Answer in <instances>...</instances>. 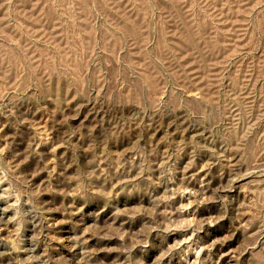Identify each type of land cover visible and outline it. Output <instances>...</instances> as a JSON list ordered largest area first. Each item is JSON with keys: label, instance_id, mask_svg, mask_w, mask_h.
<instances>
[{"label": "rangeland", "instance_id": "rangeland-1", "mask_svg": "<svg viewBox=\"0 0 264 264\" xmlns=\"http://www.w3.org/2000/svg\"><path fill=\"white\" fill-rule=\"evenodd\" d=\"M0 264H264V0H0Z\"/></svg>", "mask_w": 264, "mask_h": 264}]
</instances>
